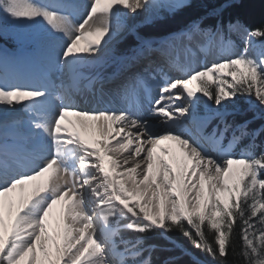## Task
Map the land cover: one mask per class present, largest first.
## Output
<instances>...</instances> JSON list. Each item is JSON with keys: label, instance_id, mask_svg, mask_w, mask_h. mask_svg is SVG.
<instances>
[{"label": "snow or ice", "instance_id": "obj_1", "mask_svg": "<svg viewBox=\"0 0 264 264\" xmlns=\"http://www.w3.org/2000/svg\"><path fill=\"white\" fill-rule=\"evenodd\" d=\"M236 3L184 20L197 0H0V35L12 24L20 57L38 60L42 74L10 79L5 67L20 60L0 55V264H178L173 255L153 258L192 255L175 232L226 264L236 228L244 264H264V26L225 23ZM124 9L178 27L163 41L133 33L135 42L117 52ZM234 29L239 50L225 39ZM116 57L123 69L110 79L103 67ZM108 83L115 88L105 91ZM167 140L178 154L162 146ZM17 188L13 205L5 197ZM61 201L53 240L48 219ZM191 264L202 262L193 256Z\"/></svg>", "mask_w": 264, "mask_h": 264}, {"label": "trees", "instance_id": "obj_2", "mask_svg": "<svg viewBox=\"0 0 264 264\" xmlns=\"http://www.w3.org/2000/svg\"><path fill=\"white\" fill-rule=\"evenodd\" d=\"M225 0H197V7L195 9L188 10L182 13L181 18L184 20L189 19L194 14L204 15L214 7H219ZM162 19L167 20V15H164ZM222 19L225 23L229 20L239 19L240 22L248 28H256L264 26V0H239V3L234 4L232 7L227 8L222 15ZM216 23L215 17H209L206 21V25H214ZM177 23L170 21L168 23H150L140 28V33L143 35H164L169 33L170 30H176ZM135 39L132 36H128L117 47V52L123 51L131 43H134ZM116 50V49H115ZM244 98H241V103ZM250 117L251 113H247ZM241 117L237 116V120ZM258 126L259 121L254 122ZM264 143V137L258 140V143ZM173 239L180 242L182 247L192 255H186L180 249H176L171 253H154L153 258L156 260L166 259L169 255L177 257L178 264H191L192 257L199 258L202 264H217L211 256L201 252L192 246L191 242L183 237L179 232L172 234ZM210 242L214 241V234L209 236ZM151 243V241H149ZM233 248L235 251H233ZM242 249V241L239 238V228H236V232L233 236L232 246L229 248V254L227 256L226 264H244V258L240 255Z\"/></svg>", "mask_w": 264, "mask_h": 264}, {"label": "bare ground", "instance_id": "obj_3", "mask_svg": "<svg viewBox=\"0 0 264 264\" xmlns=\"http://www.w3.org/2000/svg\"><path fill=\"white\" fill-rule=\"evenodd\" d=\"M124 11L127 13V16L124 20V28L126 29L125 34H129L132 30H135L139 24L147 21V19L145 18V14L141 10H138V12L135 14L131 13L127 9H124ZM234 30H236V32H239L242 35V32L238 31V29H234ZM228 36L229 35H227V33H225V39L226 38L228 39ZM95 39H96V37H88V41L95 40ZM163 40L164 39L162 38L161 41H163ZM88 41H81L79 47L80 48L85 47ZM229 41H230L233 48H235L237 50L240 49L239 47L235 46L234 43L232 44V40H229ZM4 43H6V42H4ZM177 43L179 44V42H177ZM5 47L7 48V51H8V52H6L5 57H7L9 60H11L15 56V57H17V59L20 60V62L15 67H13L11 64H9L5 67L4 71L9 76L10 79H13L15 77H19L21 79V82H31L34 79L42 78L41 69H40V65H39L38 60H36V59L24 60L23 58L20 57V48L16 49L14 44L12 46L8 45ZM17 47H18V45H17ZM113 47H114V45H113ZM179 52H180V49L178 47L177 48V54H179ZM203 58H204L203 54H200V56L197 58V63L202 62ZM117 59H119L120 63L117 62ZM117 59H113V58L108 59L107 63L103 67V75L112 79V73L115 72V73H117V76H119L121 70L123 69V64H122L120 58H117ZM208 59L211 60L212 57H209ZM114 61H116V63H117L115 66L113 64ZM89 70H91V66H87L85 68V73H87ZM124 70L126 71V69H124ZM226 70L227 69H225V71ZM170 74L175 75V73H170ZM54 83L57 86H59L60 85V78L56 77L54 79ZM151 83H153L155 85L158 83V81H152ZM115 86L116 85L114 83H108L105 85V91H110V90L114 89ZM192 87H195V83L192 85ZM157 92H158V89H157ZM75 99H76V102L78 104L82 103L79 95H77ZM57 103H59V102L57 101ZM93 106H95V105H93ZM19 107L20 106L18 105L17 108H19ZM68 119L75 121L77 118L75 116H69ZM62 123L67 124V121H62ZM69 127H71V125H69ZM208 131H210V130H208ZM162 146L170 149L173 152H176L177 154L179 153V146L174 141H171V140L162 141ZM113 155L115 156L116 159H118L120 161L121 164H123V160L127 158V156L121 152L114 153ZM130 166H131V164L127 165L126 167H130ZM234 167H236V166H234ZM117 171H119V169ZM49 175H50V173H46L45 176L39 178V181L29 182V184L26 186V192L31 191V188L34 184H36L38 182H43L44 180H46ZM205 192H207V187L205 188ZM21 195H22V193H21L20 189L17 188L14 192L7 194L5 199L6 200L10 199L12 201L13 205H15L19 201ZM146 200H147V197L145 198V202H146ZM64 203L65 202L61 201L60 203L55 205L53 207V210L50 213V216L48 219L49 234L53 238V240H58L60 238L58 233L60 232V229L62 228V224H63ZM5 221H6V223H9V217H8L7 212L5 213ZM68 222L72 223L71 219H69ZM76 224H80V225H82V224L79 222H76L75 224H73L74 228L80 229V226H78ZM9 226H10V223H9ZM49 247L51 250H53V254H54V246H53L51 241L49 242Z\"/></svg>", "mask_w": 264, "mask_h": 264}, {"label": "rangeland", "instance_id": "obj_4", "mask_svg": "<svg viewBox=\"0 0 264 264\" xmlns=\"http://www.w3.org/2000/svg\"><path fill=\"white\" fill-rule=\"evenodd\" d=\"M164 15H166V13L165 12H163V11H161L160 12V17L162 18ZM148 24H150V22L147 20V21H145V22H142L141 24H139L138 25V27L135 29V30H132L129 34H125L122 38H121V40L118 42V43H116L115 45H114V49H116V51H117V47H118V45L121 43V42H123L124 41V39L126 38V37H128V36H132L133 37V39H135L136 40V36L133 34V33H138L139 35H141V33H140V28L141 27H143L144 25H148ZM5 27V31L3 32V34L2 35H0V55H2V56H5V54H6V52H8L7 51V48L5 47V46H12L13 44L15 45V48L17 49V48H19V45H18V41L15 39V35H16V33H15V30H14V28H13V26H12V24H7V25H5L4 26ZM238 31H241L240 29H238ZM226 33H227V35H229L228 36V39L226 38V41H228V42H230L229 40H232V44L234 43V45L235 46H237V47H239L240 49L243 47V37H242V35L239 33V32H236V30H233V31H231V32H227L226 31ZM233 34V35H232ZM142 36H150L152 39H155V40H159V41H161L162 40V38L164 39V37H162V35H142ZM236 37V38H235ZM4 42H6V43H4ZM238 42V43H237ZM4 43V44H3ZM11 43V44H10ZM6 44V45H5ZM8 44V45H7ZM5 45V46H4ZM17 45H18V47H17ZM240 45V46H239ZM242 46V47H241ZM117 58H119V57H116L115 59H117ZM117 62L118 63H120L119 62V59H117ZM113 64H114V66L117 64L116 63V61H114L113 62ZM228 70H226L225 72H227ZM228 79H231V77H228ZM197 87V85L195 84V87H193V89H195ZM213 87H214V85H213ZM198 95H202V93H197ZM205 100L207 99L206 97L204 98ZM244 99H246V98H244ZM244 99H243V101H244ZM243 101H242V106L243 107H245V108H247V105H245L244 103H243ZM252 101H253V103H255L256 104V107L257 108H259V107H261L259 104H258V102H256L255 101V98L253 97L252 98ZM210 103V102H209ZM218 123V121H215L214 120V122H211V124L209 125V128L210 129H212L213 127H215L216 126V124ZM230 135H231V133H229V137H230ZM248 141L247 140H244V141H242L241 143L242 144H246ZM257 143H258V141H257ZM260 143V142H259ZM76 225H78V226H80L81 228H82V225H80V224H76ZM75 225V226H76ZM77 227V226H76Z\"/></svg>", "mask_w": 264, "mask_h": 264}]
</instances>
